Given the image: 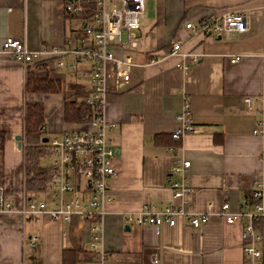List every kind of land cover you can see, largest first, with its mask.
<instances>
[{"label": "crops", "instance_id": "obj_1", "mask_svg": "<svg viewBox=\"0 0 264 264\" xmlns=\"http://www.w3.org/2000/svg\"><path fill=\"white\" fill-rule=\"evenodd\" d=\"M65 2L0 0V130L5 133L0 186L13 207L0 213V264H61L62 251L70 248L78 251L75 264H90L94 257L87 222L20 213L33 194L23 188L24 104H42L47 139L80 128L63 122L62 105L74 98L70 83L88 86L90 64L76 60L72 50L90 38L82 31L85 17L66 13ZM263 4L264 0H145L137 45L128 49L134 65L126 82L108 80L105 96L104 116L114 124L107 139L115 152V175L102 213L106 264H246L242 224L225 223L217 213L224 201L229 211L236 210L254 184L262 187L264 205V135L253 132L264 128ZM226 11L254 12L247 30L216 38L192 34L183 26ZM6 36L23 38L30 51L59 46L67 50L62 57L48 56L27 65L36 79L57 80L58 93L24 91L25 68L1 53ZM173 41L180 42L182 53L194 54L196 62L169 54ZM58 60L63 64L57 65ZM183 61L186 70L177 66ZM243 96L252 97L248 108ZM184 101L190 122L200 130L174 140L171 133L181 125ZM182 161L189 162L184 173L191 189L183 203L172 198L169 188V182L179 178L171 169ZM44 192L45 187L33 195L41 198ZM145 204L158 209L183 204L185 214L207 213L208 219L191 228L177 215L174 225L164 223L155 230L134 222ZM32 236L37 237L34 248L28 246Z\"/></svg>", "mask_w": 264, "mask_h": 264}, {"label": "built area", "instance_id": "obj_2", "mask_svg": "<svg viewBox=\"0 0 264 264\" xmlns=\"http://www.w3.org/2000/svg\"><path fill=\"white\" fill-rule=\"evenodd\" d=\"M145 0H66L63 5L68 14L85 17L83 34L90 41L83 42L72 50L76 60L89 62L87 84L89 93L81 100L91 107V116H84L78 123L79 129L68 130L59 136H52L46 141L48 149V176L42 197L30 195L20 209L22 215H43L49 220L69 222L78 218L88 223L90 234L89 249L94 252L90 264H106L107 254L102 247V213L107 197L108 183L115 175L112 163L115 155L109 146L107 132L114 127L104 116L105 96L108 91V80L126 82L133 64L128 49L135 48L139 39V22L143 17ZM264 17V4L259 9ZM254 12L226 11L221 14L210 13L196 22H185L184 28L192 34L220 36L227 32H244L248 19ZM67 50L63 46L30 51L23 38L6 36L1 43V53L25 68L30 63L39 62L50 57H62ZM169 54L181 55L195 63L194 54L181 52L179 41L170 44ZM237 58H234L236 60ZM63 62L58 60L57 65ZM186 70L187 61L177 64ZM241 101L247 108L252 97L243 96ZM180 127L173 130L171 137L179 139L186 133L200 130L190 122L188 105L184 101L179 114ZM256 134L264 135V128L255 129ZM264 156V155H263ZM188 161L172 167L178 173V180L169 182L172 198H179L182 203L191 189L185 182V169ZM262 187L254 184L238 208L229 211L228 203L222 202L218 216L225 223L240 222L242 229L240 240L246 264H264V205ZM12 204L5 198L0 186V213L11 212ZM177 215L191 228H198L206 223L207 213L185 214L183 204L174 208L171 204L162 209L152 204H145L134 217L137 225H151L155 230L162 224L174 225ZM37 237L28 240V246H36Z\"/></svg>", "mask_w": 264, "mask_h": 264}, {"label": "trees", "instance_id": "obj_3", "mask_svg": "<svg viewBox=\"0 0 264 264\" xmlns=\"http://www.w3.org/2000/svg\"><path fill=\"white\" fill-rule=\"evenodd\" d=\"M89 12L82 15L87 17ZM73 99L64 100L62 105V120L66 124L80 123L84 116L90 118L91 107L82 102V98L89 93L88 86L78 83H70ZM60 83L57 80L47 78L36 79L30 67H25L24 91L29 93H58ZM43 106L41 103H25L22 118L23 136V188L26 193L38 194L44 190L49 176L41 159L48 157L47 144L41 142L43 136ZM4 131L0 130V163L4 143ZM170 137V136H169ZM171 138V137H170ZM78 251L76 249H64L61 255V264H75Z\"/></svg>", "mask_w": 264, "mask_h": 264}, {"label": "water", "instance_id": "obj_4", "mask_svg": "<svg viewBox=\"0 0 264 264\" xmlns=\"http://www.w3.org/2000/svg\"><path fill=\"white\" fill-rule=\"evenodd\" d=\"M216 38H219V36H217ZM14 139L16 140V143H17V147L18 148H20L21 146V141H20V136L19 135H16L15 137H14ZM47 141V138H45V137H43L42 139H41V142H43V143H45Z\"/></svg>", "mask_w": 264, "mask_h": 264}, {"label": "rangeland", "instance_id": "obj_5", "mask_svg": "<svg viewBox=\"0 0 264 264\" xmlns=\"http://www.w3.org/2000/svg\"><path fill=\"white\" fill-rule=\"evenodd\" d=\"M80 79L84 80L83 76H82ZM45 136H46V137H50V134H46ZM41 163H42L43 165H47V164H48V159H47V158H43V159H41ZM110 264H111V263H110Z\"/></svg>", "mask_w": 264, "mask_h": 264}]
</instances>
